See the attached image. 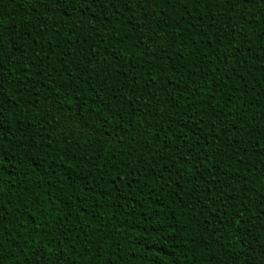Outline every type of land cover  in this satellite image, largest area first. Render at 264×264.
Wrapping results in <instances>:
<instances>
[{"label": "trees", "instance_id": "trees-1", "mask_svg": "<svg viewBox=\"0 0 264 264\" xmlns=\"http://www.w3.org/2000/svg\"><path fill=\"white\" fill-rule=\"evenodd\" d=\"M0 85V264H264V0H0Z\"/></svg>", "mask_w": 264, "mask_h": 264}, {"label": "snow or ice", "instance_id": "snow-or-ice-1", "mask_svg": "<svg viewBox=\"0 0 264 264\" xmlns=\"http://www.w3.org/2000/svg\"><path fill=\"white\" fill-rule=\"evenodd\" d=\"M242 2H244V0H242ZM2 86V85H0ZM231 101L226 100L225 103H230ZM7 103V100L4 98L3 94H0V115L3 114V110H4V105ZM115 179V178H113Z\"/></svg>", "mask_w": 264, "mask_h": 264}]
</instances>
